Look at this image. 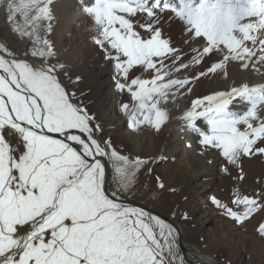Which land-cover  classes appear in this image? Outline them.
Instances as JSON below:
<instances>
[{"label":"snow or ice","instance_id":"1","mask_svg":"<svg viewBox=\"0 0 264 264\" xmlns=\"http://www.w3.org/2000/svg\"><path fill=\"white\" fill-rule=\"evenodd\" d=\"M0 6L10 33L28 44L19 57L0 40V264H186L173 224L124 198L137 174H151L162 158L122 154L64 82L73 76L49 38L54 0ZM80 10L97 26L93 42L113 64L115 88L130 95L133 103L120 107L134 131H160L171 119L167 105L190 92L193 80L218 72L227 78L230 62L256 71L264 65V0H84ZM166 12L185 25L189 62H180V50L158 26ZM205 62L195 75L174 78ZM134 66L151 77H132ZM234 102L247 107L234 111ZM178 118L201 154L216 153L219 169L238 171V180L243 158L264 156V85L198 98ZM209 199L243 224L264 210V187L253 195L237 191L229 203ZM257 230L264 235V222Z\"/></svg>","mask_w":264,"mask_h":264},{"label":"rangeland","instance_id":"2","mask_svg":"<svg viewBox=\"0 0 264 264\" xmlns=\"http://www.w3.org/2000/svg\"><path fill=\"white\" fill-rule=\"evenodd\" d=\"M56 1L58 0H54L53 32L49 38L54 42L55 48L60 49L63 43L69 47L70 53H73L71 57H65L66 54L63 56L58 54L59 61L68 68L69 74L73 76L71 82L66 78L64 82L69 85L71 91L76 93L80 102L86 105L91 113L95 114L98 122L103 126L105 137H111L114 145L122 154L130 157L162 158L159 159L158 163L153 162L151 174L146 170L137 174L136 180L131 185L130 190L125 193L124 198L153 205L159 211L183 224L188 239L216 255L222 264H264V235H261L257 230L259 224L264 222V210L258 211L253 217L240 224L222 214L209 199L214 195L223 202L229 203L233 193L237 191L247 195L259 192L264 187V156L243 158L241 167L244 178L238 180L235 178L240 174L238 171L228 174L219 169L218 165L222 163V160L216 153L201 154V149L197 146L196 136L184 131L182 121L178 118L186 109L191 107L192 101L198 98L202 99L217 92L228 91L231 87L242 84L249 86L264 85V73L261 77H257V80L250 76V79L241 82L233 74V68L235 66L240 67L239 63L230 62L227 65V78L220 72L209 74L193 80L189 85L190 92L181 90L175 99L167 105L171 119L161 127L160 131L157 132L150 127H142L140 130L134 131L127 126V115L121 111L120 107L122 101L129 104L133 102L127 92L121 93L115 88L113 64L104 58L101 50L93 42L97 36V26L93 19L84 13L81 14L80 21L76 22L75 27H73L74 33L64 36L65 30L61 28L63 27L60 24L62 19L56 9ZM83 2L84 0H79L77 9H80V4ZM171 2L178 6L179 0H171ZM77 9L74 11L76 15L79 13ZM141 19L139 16L134 18V23L138 24ZM69 21H65L67 22L66 25H69ZM158 26L165 36L171 37L173 45L180 50V62H189V57L194 53L185 43L187 37V32L184 30L185 25L179 22L172 13L166 12L161 16V23ZM137 30L141 31L139 28ZM61 36L65 37L66 41H61ZM0 40L15 50L19 57H23L24 51L28 47L26 42L19 41L10 33L3 6H0ZM96 52L99 54L97 55ZM96 62H98L97 68L89 69L88 65H96ZM207 63L191 65L188 69L175 73L174 78L193 76L202 67H206ZM259 69L264 72V65H260ZM98 73H102L104 78H109L112 103L106 109L114 108L115 116L120 125L119 130L115 128L116 124H112L110 121L108 112H102L101 100L107 94L99 92L103 82L97 78ZM130 75L146 79L151 77V73H142L140 66H134ZM76 76L80 77L78 82L75 80ZM245 107H247L246 104L234 102L232 110L242 111ZM204 124L206 125L204 121H200L201 127ZM169 126L175 128L176 134L173 138L165 139L164 134L167 133ZM127 132L130 136L126 135ZM143 139L145 140L142 141ZM140 140L141 143H139ZM189 141L192 142L191 148L186 147ZM173 143L177 145V151L172 145ZM180 144L185 145V153L181 152ZM210 159L216 160V166L208 163ZM201 169L209 170L211 173L204 179L203 183H199L195 187L192 183V177ZM113 176L114 173H112L110 181L115 187ZM157 176L161 177L165 185L164 189L158 187ZM185 213L187 219L182 218Z\"/></svg>","mask_w":264,"mask_h":264},{"label":"bare ground","instance_id":"3","mask_svg":"<svg viewBox=\"0 0 264 264\" xmlns=\"http://www.w3.org/2000/svg\"><path fill=\"white\" fill-rule=\"evenodd\" d=\"M56 2H57L56 9H57V11H59L60 17L62 19V20H60V22H61L60 24L63 26L61 28L65 30L64 36L65 35L67 36L68 34L74 33L73 32L74 31L73 30V27H75V23L76 22L80 21V15L83 14V12L80 9H77V7H78L77 4H78L79 0H58ZM76 9H77V11H79V13L77 15L74 14V11ZM58 19H60V18H58ZM68 20H70L69 21V25H66L67 22H65V21H68ZM62 22H63V24H62ZM62 36H61V39L60 40L61 41H63V40L66 41L65 37H62ZM58 46H60V45L58 44ZM55 51L57 52V55L58 54H62V56H63V55L66 54L65 57L66 56H70L71 57L73 55V53H70L69 47L67 45L63 44V43H62V47L60 49L58 47H56L55 48ZM96 53H97V55L99 54L98 52H96ZM32 59L34 60V58H32ZM95 64L96 65H93V66L92 65H88L89 66V69H92V70L96 69L97 66H98V62H96ZM259 66H257V67L259 68ZM263 73L264 72H263L262 69H259V71L253 70L251 68V65L246 70H243L241 67H238V66H235L233 68V74H234V76L238 80H240L241 82H245V80L250 79V76L255 77L254 79L257 80V77H261L263 75ZM98 75L99 76L98 77L96 76V77L99 78V80H101L103 82L101 84V87L99 88V92L104 93V94H107L106 97H105L107 99L103 98V100H101L102 101V105H101L102 112L103 111L106 112V113L108 112V114H109V116L111 118L110 121L112 122V124H116V127L115 128L119 130L120 129L119 128L120 125H119V122L117 121V118L115 116V110H114V108H112V109H106V107L109 106L112 103V98L110 97L111 85L109 84L110 83L109 82V78H106V77L104 78V76L102 75V73H98ZM95 98H97V97H95ZM99 109H100V107H99ZM202 127L203 128H206V125L204 124V126H202ZM174 129L175 128H173V127L170 128V126L167 128V133L165 132L166 134H164L165 135V139H167V138H173L175 136L176 132H175ZM126 135H129L130 136V134L128 132L126 133ZM131 137L134 138V139L136 138L135 136H131ZM144 140L145 139H143L142 141H144ZM139 143H141V140H140ZM172 145H174V148L177 151L178 150L177 145H175L174 143ZM180 147H181V152H184L185 153V149H186L185 148V145L180 144ZM109 169H110V174H111V177H112V169H111V166H109ZM210 173L211 172H209V170L201 169L199 172H197L196 174H194V176L192 177V183L194 184V186L196 187L199 183H203L204 179H206L210 175ZM146 205H148V204H146ZM149 207L157 209L153 205H150ZM169 218H171V217H169ZM171 220L178 227V229H177L178 230V233H179V236H178V244H179L180 236H181L182 241L184 243V246H185V249H186V254H184L182 252L181 248H180V251H181V254L184 256V258L186 260V264H222L221 261L218 259V257L216 255H214V254H212V253L204 250L200 245H198L195 242H193V241H191V240L188 239L187 234H186V229H185V226L183 224H181L178 221H175L172 218H171ZM217 241H219V240H217Z\"/></svg>","mask_w":264,"mask_h":264},{"label":"water","instance_id":"4","mask_svg":"<svg viewBox=\"0 0 264 264\" xmlns=\"http://www.w3.org/2000/svg\"><path fill=\"white\" fill-rule=\"evenodd\" d=\"M109 172H110V169H109ZM109 179L111 180V174H110V177ZM125 201L127 203H130L132 204L133 206H138V207H144L146 210H149L151 211L154 215H158L159 217H161L162 219H165L167 222L173 224V226L178 229L177 225L171 220V218H169L168 216H166L165 214H163L162 212H160L159 210L155 209V208H151L149 207L148 205L142 203V202H139V201H136V200H132V199H128V198H125ZM179 246L182 250V252L184 254H186V249H185V246H184V243L182 241V238L180 236V239H179Z\"/></svg>","mask_w":264,"mask_h":264}]
</instances>
